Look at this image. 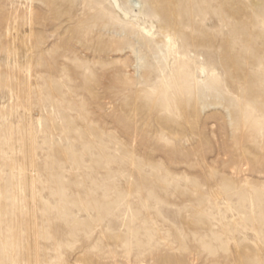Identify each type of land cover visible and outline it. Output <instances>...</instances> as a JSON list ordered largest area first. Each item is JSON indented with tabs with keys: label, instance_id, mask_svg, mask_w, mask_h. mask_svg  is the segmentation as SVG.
<instances>
[{
	"label": "rangeland",
	"instance_id": "rangeland-1",
	"mask_svg": "<svg viewBox=\"0 0 264 264\" xmlns=\"http://www.w3.org/2000/svg\"><path fill=\"white\" fill-rule=\"evenodd\" d=\"M262 15L0 0V264L264 262Z\"/></svg>",
	"mask_w": 264,
	"mask_h": 264
},
{
	"label": "snow or ice",
	"instance_id": "snow-or-ice-1",
	"mask_svg": "<svg viewBox=\"0 0 264 264\" xmlns=\"http://www.w3.org/2000/svg\"><path fill=\"white\" fill-rule=\"evenodd\" d=\"M261 26L262 28H264V15L261 16ZM172 38L169 37V43L172 44ZM261 68H262V72H261V98H260V107H261V111L264 112V56H262L261 59ZM215 75V73H214ZM246 91V87L243 83H241L240 85V94L244 95ZM229 96H231V93L228 94ZM233 99H237V97H233ZM255 101L250 100L248 103V108L249 110H252L254 107ZM262 164H264V161H262ZM261 238L262 240H264V233H261ZM158 264H176L175 261L169 260L167 258H161V260L158 262ZM220 264H225V262H220ZM261 264H264V262H261Z\"/></svg>",
	"mask_w": 264,
	"mask_h": 264
}]
</instances>
